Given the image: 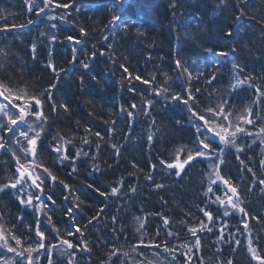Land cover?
<instances>
[{
	"label": "trees",
	"instance_id": "16d2710c",
	"mask_svg": "<svg viewBox=\"0 0 264 264\" xmlns=\"http://www.w3.org/2000/svg\"><path fill=\"white\" fill-rule=\"evenodd\" d=\"M65 2L68 7H56ZM219 5L220 0H128L122 11L125 29L122 23H110L121 11L114 0H53L57 19L51 29L35 8L28 10L26 0H0V82L43 102L47 122L37 159L56 177L44 182L47 207L40 215L20 204L9 189L0 191V225L9 246L22 253L36 249L39 226L45 235L41 264H66L47 250L64 239L74 245V264H123L124 253L130 264H149L155 256L163 264H257L246 237L264 257V186L258 184L264 179V144L244 132L235 147L213 144L215 164L197 157L180 175L167 167L194 155L197 146L187 107L172 100L173 95L186 98L190 89L198 109L228 100L231 121L243 116L254 100V125L264 121V100L256 92L264 91V0ZM176 60L189 69L191 79L176 68ZM233 73L246 83L226 94ZM162 86L167 92L157 95ZM49 92L51 100L45 99ZM54 143L65 145L69 160L61 162L50 151ZM7 153H0V187L16 175V163ZM217 165L237 187L247 213L227 218L223 233L215 223L220 213L207 192L209 176L214 178L211 167ZM113 187L119 189L116 196L111 195ZM201 209L212 213L211 222ZM245 220L247 230L241 227ZM202 221L212 230H199ZM193 227L196 236L188 231ZM80 241L87 242V251ZM114 250L117 255L110 256Z\"/></svg>",
	"mask_w": 264,
	"mask_h": 264
},
{
	"label": "snow or ice",
	"instance_id": "6c2138e0",
	"mask_svg": "<svg viewBox=\"0 0 264 264\" xmlns=\"http://www.w3.org/2000/svg\"><path fill=\"white\" fill-rule=\"evenodd\" d=\"M128 0H114V5L117 6L121 11L118 13L113 14L112 20L110 23L113 24H123L125 29L127 28V21L123 19L122 17V11L127 7ZM225 0H220L221 7L224 6ZM26 3L28 4V10L33 11L34 5L30 2V0H26ZM42 7H39L37 9V15L46 13V10L49 8V6L53 3V0H41ZM68 7L67 2L63 3V5L57 4L56 7ZM173 7H175V4H173ZM49 19L55 20L57 17L50 16ZM237 19H240L239 16H237ZM53 28L56 27L55 24L51 25ZM20 27H23V25H20ZM81 32H84V29H81ZM228 36H231L232 33L228 32ZM69 40H72V37H68ZM78 43V41H77ZM33 52H35V45H33ZM215 55L223 56L227 55V53L224 52H217ZM175 65L177 69H181L182 73H186L188 78L191 79L192 73L189 71L187 67H184L179 60L175 61ZM51 67V64L49 65ZM84 68L88 67V64H83ZM239 65H234V68H239ZM121 68L125 73H128V69L121 65ZM53 71L55 69L53 68ZM129 79H131V74L129 73ZM136 80H140L141 77L137 75L135 77ZM212 79H215L213 76ZM143 83L147 84L148 80H143ZM211 83V81H209ZM246 83V81L242 80H236L235 84H233V89L241 86L242 84ZM0 87H5L2 82H0ZM52 87H55V85H52ZM5 91L8 92V95H4L3 92H0V98H2L4 101H7L6 104H0V133H8L7 137L4 135H0V150L9 151L7 141H12L14 145H16L15 150L11 151V158L15 161L17 164L16 168V178L14 180H11L8 184L3 185V187H0V191H4L5 189H17L18 192L21 193L20 196L17 197L20 204L25 206H33L36 208L37 212H40L43 210V208L47 207L46 204L41 200V196L44 195V182L46 179H51L52 181L56 180V177L46 168L43 166L42 163L38 161V147H40V141L41 136L44 133V124L47 122V117L44 115L43 111V102L41 99H39L37 96H31L29 98V103H17L16 101H21L22 97L19 95L13 96L12 90L5 87ZM46 92L48 90H45ZM200 89H196V92H199ZM163 92H167V87L162 86L160 91L157 92V95H160ZM256 92L262 100H264V91H261L259 88L256 89ZM11 97V98H10ZM47 100H51V93L49 92L48 95L45 97ZM172 100H175L177 102L183 103L188 110L189 113V122L192 124L193 128L195 129L194 135L196 136V151L193 155L191 152L188 154L187 158L183 161V163H169L167 165L168 168H176L180 169L181 171L184 169L185 165L189 164L191 161L196 159L197 157L200 158H212V154L216 151L215 148H213V144L217 141L219 143H223L225 145L232 144L235 146V140L238 133L245 132L246 135H252L251 132H246V130L239 126V124L233 125L232 121L229 119L231 113L227 111V107L229 104L228 100H224L222 103L218 104L215 108L208 107L206 109H198V107L194 106V102L196 101V97L192 95V91L186 90V98L184 96L180 95H173L171 97ZM193 102V103H190ZM151 104V101L148 102ZM52 110H56V105H51ZM64 107L65 111H67V106L62 105ZM133 108H135V105H132ZM34 109V110H33ZM123 111V109H122ZM248 112V115H251V108L246 110ZM128 115L131 117L133 113L129 112ZM32 116L35 119L33 121H29L27 117ZM238 119L242 120L245 124H253V120L250 118H247L245 116H241ZM21 125H24L23 128H21ZM235 127V130L232 131L231 129ZM260 131L264 133V128H261ZM97 136H99V133H96ZM63 137H59L60 141H63ZM148 139H152V135L149 134ZM85 143L88 141L85 140ZM238 151H240L239 148H237ZM51 152L57 153V158L63 162L69 160V155L67 154V151L62 143H54L53 146L50 149ZM224 149H220V152L222 153ZM84 155H87L86 153ZM80 156V153H76V157L78 158ZM73 158V162L75 160ZM219 159V157H217ZM163 163V161L161 162ZM220 163H223L222 160H220ZM243 163V162H242ZM262 165H264V161L261 162ZM29 166H31V171H29ZM39 169H42L40 171ZM249 172H251V169H247ZM73 171H75V168H73ZM177 175H180V171H177ZM214 174L216 179H211V176H209V187L207 189L208 193L213 192L212 185L216 184L217 181H222L226 186L228 191L231 192V196H228L227 203L232 209H239L240 212L244 213L245 216H247V213L244 211L243 208L240 207L239 202V192L235 185H233L229 179H225L219 171V165L216 166L214 169ZM151 178V177H149ZM63 183V182H61ZM258 184L264 185V179H259ZM19 186V187H18ZM65 188L68 187V185H64ZM156 187L160 188L162 185H156ZM35 189L38 190V194L29 193L27 192V189ZM119 189L116 187H113L111 190V195L116 196ZM132 191H135L133 188ZM26 197V198H25ZM233 197L236 198V200H233ZM37 202L36 204H33V200ZM47 199L51 201L53 204L55 201L52 199L51 196H48ZM67 199V197H65ZM217 200L219 203L223 206L225 201L220 199L219 196H217ZM68 214L71 217L72 209L69 208ZM203 212V215L207 217L208 221L211 222L213 220L212 213H210L207 210L201 209ZM224 216H228L229 212L225 210L223 213ZM21 222L23 221V217H20ZM49 223H51V217H48ZM116 218L113 217V222L115 223ZM91 222V221H89ZM165 224H168L169 221L167 219L164 220ZM244 229L247 230L249 225L247 221L245 220L243 222ZM73 227L75 229L76 233L81 232V228L79 225L73 224ZM139 228H143V222L140 223ZM138 228V231H139ZM204 228H207L208 231H211V228H208L207 224H205L203 221L201 222V228L199 230H203ZM58 231V230H57ZM188 231L193 235L196 236L198 229L197 228H189ZM223 231V229H221ZM36 234L39 238L37 240V248H27L26 251L29 252V256L26 257L28 264H33L32 257L30 255L33 251H39V249L45 248V235L44 232H42L39 228V226L36 227ZM73 232H68V235H73ZM82 235V233H81ZM169 235H172V233H169ZM223 238V237H221ZM0 239L5 240V244H7L6 237L0 233ZM12 239L15 240V243L17 245H21V240L16 237L14 234L12 235ZM80 244L83 245V250L87 251V242L80 241ZM142 243V241H141ZM237 244H239V241H236ZM252 240H248V251L252 259L260 261V264H264V257L259 256L258 250L254 247H252ZM60 245H66L67 248L71 249L74 248V245L67 239L61 240ZM57 245L53 244L50 245L47 249L49 251V255L51 253L52 248H56ZM195 247L198 249L200 247V240L197 237L195 241ZM9 252L16 251L12 247H8L7 249ZM167 250V249H166ZM191 251V249H189ZM18 255H23V253H18ZM117 252L114 250L110 253V256H116ZM124 256H128V253H124ZM142 264V262H141ZM151 264V262H149ZM227 264H232V261L229 260Z\"/></svg>",
	"mask_w": 264,
	"mask_h": 264
},
{
	"label": "rangeland",
	"instance_id": "374dc122",
	"mask_svg": "<svg viewBox=\"0 0 264 264\" xmlns=\"http://www.w3.org/2000/svg\"><path fill=\"white\" fill-rule=\"evenodd\" d=\"M30 2L34 5V8L36 9V12H37V9L39 8V7H42L43 5H42V3H41V0H30ZM27 4V3H26ZM27 6H28V4H27ZM46 21H47V24H48V26H49V28H51L52 29V26L51 25H53V23L56 21V20H51V19H49V17L50 16H54V14H53V10H52V6L50 5L49 6V8L46 10V13H44V14H40ZM234 74V73H233ZM231 81H230V83H229V86L225 89V93L226 94H230L234 89H233V84H235V82H236V80H239L238 79V77L236 76V74H234V75H232L231 76ZM236 89V88H235ZM0 92H3L4 93V95H8V92L7 91H5V88L3 89V88H0ZM12 93H13V96H15V95H19V96H21L22 97V100L21 101H16L17 103H29L30 101H29V98L28 97H26L23 93H18V91H12ZM11 98V97H10ZM7 103V101H4L2 98H0V104H6ZM247 107H250V106H247ZM247 109H249V108H247ZM246 109V110H247ZM34 110V109H33ZM243 116H245V117H247V118H250V116L248 115V112L247 111H245V115H243ZM27 119L29 120V121H33L35 118L34 117H32V116H29V117H27ZM251 119V118H250ZM254 120H256V118L254 119ZM232 123H233V125L235 126L236 124H239V126L240 127H242V128H244L245 129V127L244 126H248V125H253V124H245L242 120H240V119H233V121H232ZM24 127V125H21V128H23ZM261 128H264V121H262V123H261V125L260 126H255V127H251L250 128V131H251V133H252V137L254 138V140L255 141H257V142H261V141H264V133H262L261 131H260V129ZM232 131H234L235 130V127H233L232 129H231ZM244 132H241V133H238L237 134V137L238 136H241L242 134H243ZM0 135H4L5 137H7L8 135H10V134H8V133H0ZM218 142V141H217ZM219 143V142H218ZM7 144H8V148L10 149L9 151H7L9 154H10V156H11V151L12 150H15V148H16V145H14L13 143H12V141H7ZM63 144V143H62ZM64 145V144H63ZM219 145H221V147L222 148H225V147H227V146H232V144H228V145H225V144H223V143H219ZM234 146V145H233ZM64 147H65V145H64ZM235 147V146H234ZM195 148H197V146H195ZM56 154V156H57V153H55ZM208 160L210 161V162H212V164H215L216 163V161H215V157H214V155H212V158L211 159H209L208 158ZM219 162H220V160H219ZM218 162V163H219ZM174 163H183L182 161H178V160H176ZM16 168H17V164H16ZM216 168V166H212L211 167V171H212V176L214 177L213 178V180H215L216 179V177H215V174H214V169ZM172 169H174V170H176V171H179V169H176V168H172ZM40 171H41V169H39ZM29 171H31V166H29ZM17 175V174H16ZM16 175H15V178H16ZM14 178V179H15ZM13 179V180H14ZM217 183H218V181H217ZM219 185L221 186V185H223V183L222 182H220L219 181ZM19 187V186H18ZM9 190L13 193V191H14V193L17 195V196H20L21 195V193L20 192H18L17 191V189H10L9 188ZM27 192H29V193H34V194H38V190H35V189H31V188H28L27 189ZM223 196V197H222ZM221 197V199L222 200H224L225 201V203H224V205L222 206L219 202H215V204L217 205V207H218V210L223 214L224 212H225V210H227L229 213H239V209H232L229 205H228V203H227V200H228V196H231V192L230 191H228V190H224V192H223V195H222ZM26 198V197H25ZM46 199V196L45 195H43L42 197H41V200L44 202V200ZM233 200L235 201L236 200V198L235 197H233ZM37 202L35 201V199L33 200V204H36ZM29 208H31V209H34L35 211H36V214L37 215H40V213H41V211L40 212H37V210H36V208L35 207H33V206H28ZM222 217L223 218H225L226 216H223L222 215ZM222 223H224V221L222 220L221 221V223L220 224H222ZM219 224V225H220ZM0 233H2L5 237H6V239H7V244H5V240H3V239H0V264H28V261H27V259H26V257L27 256H29V253H23V255H18V253H22L21 251H19L17 248H14L15 246H13V245H10L9 246V244H8V239H9V237H8V235L6 234V231L5 230H3L2 229V227H1V225H0ZM194 241V240H193ZM8 247H12V248H14L16 251H14V252H9L7 249H8ZM40 251H34L35 253H30V255H31V257H32V261H33V264H41L40 262H39V258H41V249H39ZM51 251H52V253H54V254H56L58 257H60V258H62V259H64L65 261H66V264H74L75 263V255H74V253L72 252V248L71 249H69V248H67V246H65V245H63V246H61L60 245V243L59 244H57V247L56 248H52L51 249ZM34 254V255H33ZM36 254V255H35ZM167 254H169V253H165V255H167ZM171 256V255H170ZM131 257L130 256H123V260H124V262H123V264H130L129 262L132 260V259H130ZM151 264H163V261L161 260H159L158 259V257L157 256H155L154 257V259H152L151 261ZM141 264V263H140ZM188 264V263H187Z\"/></svg>",
	"mask_w": 264,
	"mask_h": 264
}]
</instances>
